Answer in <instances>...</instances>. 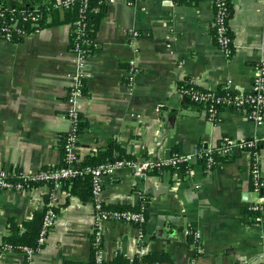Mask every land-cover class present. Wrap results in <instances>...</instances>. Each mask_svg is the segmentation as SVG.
<instances>
[{
    "label": "crops",
    "instance_id": "crops-1",
    "mask_svg": "<svg viewBox=\"0 0 264 264\" xmlns=\"http://www.w3.org/2000/svg\"><path fill=\"white\" fill-rule=\"evenodd\" d=\"M229 2L230 57L216 43L208 0L106 3L98 48L85 59L80 162L97 157L112 139L124 153L144 157L194 154L198 145L214 148L224 136L264 135V124L257 125L247 110L222 108L213 120L179 91L186 80L203 89H251L253 65L264 59V0ZM71 32V24L62 23L19 42L0 38V169L31 172L62 164L61 140L71 131L68 93L80 59L70 48ZM130 58L139 69L133 84ZM261 168L264 174V144ZM250 169L249 154L236 152L211 171L196 160L190 170L166 168L140 177L122 168L107 176L102 193L107 207H138L144 198L149 203L142 237L136 224H102L107 262L147 256L175 264H263L264 219L253 222L248 209ZM75 186L85 191L82 181ZM72 190L70 185L54 191L56 224L29 257L1 247L8 221L21 224L43 212L51 186L0 189V264L92 262L95 206L90 192L81 196Z\"/></svg>",
    "mask_w": 264,
    "mask_h": 264
},
{
    "label": "built area",
    "instance_id": "built-area-1",
    "mask_svg": "<svg viewBox=\"0 0 264 264\" xmlns=\"http://www.w3.org/2000/svg\"><path fill=\"white\" fill-rule=\"evenodd\" d=\"M75 0H56L55 7L60 9L69 8ZM84 1V9L87 7V0ZM108 2L109 0H105ZM173 3L201 0H166ZM213 4L215 16L213 22L214 36L217 45L227 57L231 56L234 38L229 28L231 15L229 0H208ZM4 13L0 12V16ZM38 14L30 12L24 14V19L30 17L32 20L38 18ZM18 20V19H17ZM17 20L11 23L17 28ZM77 38L84 32L81 21H76ZM6 27H4L5 30ZM132 36L138 37L139 31L131 32ZM1 38H11L10 32ZM79 55L78 67L73 75V82L68 93L67 116L71 122V131L65 136L62 147L64 164L31 172H19L9 168L0 169V189L27 190L39 185L49 184L51 191L43 214L42 224L38 235L39 249L45 245L50 231L56 224L58 218L57 198L54 191L62 187V182L67 179H75L80 176H88L91 182V199L95 206L94 222L95 228L92 233L93 260L89 264H109L105 256L103 243L102 224L105 221H118L136 224L141 229L140 236H143V225L147 222V207L140 202L138 210L131 209H110L105 205L103 193V181L107 176L113 175L122 168L130 169L136 176H144L151 172H160L166 168H180L190 166L196 160H200L207 170L211 171L223 158H230L236 152L248 153L251 158V188L249 193V215L253 222L259 223L264 219V174L261 168V146L264 144V135H254L250 138L237 139L224 136L218 146L214 148L198 145L194 154H182L173 152L169 156H144V157H121L115 160L103 161L98 165L80 166L79 157L76 153V145L81 128L80 102L85 96V72L86 56L77 49L73 51ZM139 69L135 58L128 60V76L131 84L134 83ZM229 88V86H225ZM231 89V88H230ZM232 91V92H230ZM225 94L218 92V88L203 89L195 86L183 88L180 94L190 101L204 103L205 110L211 119L220 113L222 108L245 109L249 117L257 124H264V59L253 65V78L249 91L230 90ZM5 249H11V245L4 244ZM38 249V250H39ZM38 250L25 246L23 252L31 256ZM79 264V263H70ZM121 264H175L168 260H144L140 258L135 261H128ZM264 264V263H263Z\"/></svg>",
    "mask_w": 264,
    "mask_h": 264
},
{
    "label": "trees",
    "instance_id": "trees-1",
    "mask_svg": "<svg viewBox=\"0 0 264 264\" xmlns=\"http://www.w3.org/2000/svg\"><path fill=\"white\" fill-rule=\"evenodd\" d=\"M55 1L56 0H0V12L4 13L3 16H0V38L7 32H10V41L19 42L22 41L26 36L41 29L62 23H68L72 26V32L70 36L71 50L76 51L77 49H80L84 56H91L98 48L97 34L103 17L105 16L107 2L105 0H87V7L84 9V1L75 0L69 8L60 9L55 7ZM30 12L38 14V18L36 20H32L30 17L26 19L22 17L24 14H28ZM13 20L18 21L17 28H13L11 26V23H14ZM76 21H81L84 26V32L80 38H77L78 34L77 32H74V29L77 28V25L75 24ZM4 27H6L5 30ZM192 85L195 86L188 80L183 81L179 85V91ZM230 90L232 89L226 88L225 85L218 87V92L221 94H225ZM190 103L200 107H205L204 103H197L193 101H190ZM219 109L221 110L222 106H219ZM218 118L219 114L215 116L214 120H217ZM64 140L65 138L61 140L62 147ZM115 150L120 151V155H113ZM121 157L133 158L135 156L124 153L116 140L112 139L109 140L108 145L97 157L80 162L79 165H98L103 161L115 160L116 158ZM62 164H64V160L62 161ZM81 181L84 183V192H90L91 195V182L88 176H80L75 179L64 180L62 182V186L64 187L71 185L73 187V192L79 193L81 196H85L86 193L81 192L80 189L77 191L74 190L76 187L75 185ZM143 200V203L148 208V200L145 198ZM107 208L138 210L140 205L138 207L115 206ZM43 214L44 211L35 212L31 219L26 220L21 224L18 223L16 219L10 218L8 221V234L4 236V243L1 247L5 249L4 244L8 243L11 245V249L18 251H23L25 246L38 250L40 247L38 235L42 224ZM143 259L151 261L165 260L147 256L143 257Z\"/></svg>",
    "mask_w": 264,
    "mask_h": 264
},
{
    "label": "water",
    "instance_id": "water-1",
    "mask_svg": "<svg viewBox=\"0 0 264 264\" xmlns=\"http://www.w3.org/2000/svg\"><path fill=\"white\" fill-rule=\"evenodd\" d=\"M186 100H189L188 98H186ZM168 220V219H167ZM169 220L173 223L174 221H173V219H171V218H169ZM159 227L161 228V229H164V223H161V225H159ZM166 233V232H165ZM171 233V231H169L168 232V234H170ZM172 234V233H171Z\"/></svg>",
    "mask_w": 264,
    "mask_h": 264
}]
</instances>
